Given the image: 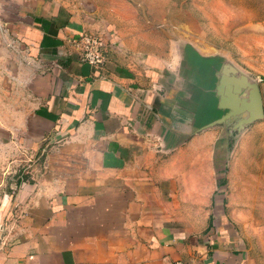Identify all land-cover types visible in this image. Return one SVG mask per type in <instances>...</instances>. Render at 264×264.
Returning <instances> with one entry per match:
<instances>
[{
    "label": "crops",
    "instance_id": "0c3cea01",
    "mask_svg": "<svg viewBox=\"0 0 264 264\" xmlns=\"http://www.w3.org/2000/svg\"><path fill=\"white\" fill-rule=\"evenodd\" d=\"M0 32L21 65L0 89V264H248L224 206L220 95L183 74L180 41H152L130 0H0ZM83 33L105 66L80 59ZM260 96L263 116L236 127L264 119ZM48 140L90 168L46 179L30 148Z\"/></svg>",
    "mask_w": 264,
    "mask_h": 264
},
{
    "label": "rangeland",
    "instance_id": "374dc122",
    "mask_svg": "<svg viewBox=\"0 0 264 264\" xmlns=\"http://www.w3.org/2000/svg\"><path fill=\"white\" fill-rule=\"evenodd\" d=\"M130 2L135 6L142 25L150 30L152 41L175 39L181 42L180 50L185 60L181 70L183 74H192L194 88L199 84L201 89L215 86L219 94L222 82L227 78L247 79L250 83H257L264 103V0ZM7 38V32H0V89L18 87L17 81L11 77L21 66L13 58L6 61L8 52H12H6ZM191 65H195L193 70ZM235 86L224 85L221 101L223 95L231 97L229 94L236 91ZM225 87L228 90L225 91ZM254 90L251 87L249 91ZM0 98L6 100L5 94ZM5 113L0 112V117ZM228 115L224 108L218 121L223 147L230 151L224 165V206L226 213L236 221L235 226L245 244L247 263L264 264V119L247 128H239ZM42 145L31 146L30 152L36 157H32L30 164L31 169L41 170V174L45 169L52 171L46 174V179L53 178L56 171H60L63 179L71 184L76 170L91 166L83 159L58 160L53 156L60 151L55 149V143L48 140ZM23 147L18 145L20 151L28 153ZM42 152L47 155L39 158L37 154ZM32 178L30 181L36 183L37 180Z\"/></svg>",
    "mask_w": 264,
    "mask_h": 264
},
{
    "label": "water",
    "instance_id": "95a60500",
    "mask_svg": "<svg viewBox=\"0 0 264 264\" xmlns=\"http://www.w3.org/2000/svg\"><path fill=\"white\" fill-rule=\"evenodd\" d=\"M195 67V65H191V69L193 70ZM192 75V74H191ZM211 76V75H210ZM191 78V76H190ZM227 77H225L226 79ZM230 79V80H229ZM227 78L226 80H224L222 83V87L220 88L221 93H219V95L224 94V90H222V88H224V85H236V91L233 93H230L229 95L231 96L230 98H225V95H223V100L220 101L221 102V108L222 110L224 108L227 109V111L229 112V115L227 117H229V119H236V117L241 114L244 111H249L250 108H252V117L245 119V120H241L240 123L246 125V124H250L252 121L261 118L263 115V107H262V100H261V96H260V91L256 86H253V88H255V90L252 92L251 91V95L253 96V100L254 102H252V106L248 108V104L244 101V96L246 94V91H243V89L245 88V90L249 87V83L246 80L243 81V79L241 80H231V78ZM228 82V83H227ZM227 83V84H226ZM231 83V84H230ZM232 86H230L231 88ZM228 90V88L226 89L225 87V91ZM232 90V89H231ZM222 114V112H221ZM220 113H218V119L215 121V124L217 125H221L218 123V121H220ZM239 128H242L241 126Z\"/></svg>",
    "mask_w": 264,
    "mask_h": 264
},
{
    "label": "built area",
    "instance_id": "2783aa9c",
    "mask_svg": "<svg viewBox=\"0 0 264 264\" xmlns=\"http://www.w3.org/2000/svg\"><path fill=\"white\" fill-rule=\"evenodd\" d=\"M70 43L74 45L80 55V59L99 69L105 66L107 62V51L104 39L97 34L83 33L78 38L70 39ZM175 264H188L183 261H178Z\"/></svg>",
    "mask_w": 264,
    "mask_h": 264
}]
</instances>
